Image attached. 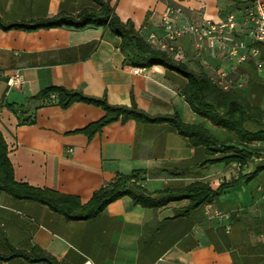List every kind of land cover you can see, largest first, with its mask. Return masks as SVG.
Instances as JSON below:
<instances>
[{
    "label": "crops",
    "instance_id": "obj_1",
    "mask_svg": "<svg viewBox=\"0 0 264 264\" xmlns=\"http://www.w3.org/2000/svg\"><path fill=\"white\" fill-rule=\"evenodd\" d=\"M104 1L122 22H133L147 42L151 35H163L159 19L167 7H181L192 22L202 17L218 22L255 0ZM89 8H94L91 0H0V19L4 25L32 24L73 17ZM119 43L118 37L100 27L0 29V133L16 182L73 196L86 204L118 174L138 173L142 186L155 195L194 183L216 190L264 165V154L242 169L235 163L209 164L222 156L190 147L167 125L116 122L88 139L81 131L104 113L84 103L67 110L42 107L35 112L32 125H19L23 115L3 107L24 106L41 90L62 87L104 98L111 106L134 104L151 117L177 113L184 124L202 126L218 141L237 144L234 136L192 112L181 94L186 83L183 77L161 66L140 68L139 75L133 74ZM175 46L184 55L182 62L200 71L192 38H182ZM202 58L208 71L223 68L228 80L241 81L242 94L249 101H264V65L258 68L253 59L244 64L224 61L208 51ZM16 75L21 76V85L9 87L8 80ZM36 105L30 104L24 117ZM188 206V200H181L146 209L124 197L93 220L69 222L45 206L0 192V255H8L11 248L29 252L37 247L60 264H264V170L250 181L225 189L212 203L183 214ZM0 264L30 263L13 259L0 260Z\"/></svg>",
    "mask_w": 264,
    "mask_h": 264
},
{
    "label": "trees",
    "instance_id": "obj_2",
    "mask_svg": "<svg viewBox=\"0 0 264 264\" xmlns=\"http://www.w3.org/2000/svg\"><path fill=\"white\" fill-rule=\"evenodd\" d=\"M91 1L94 3V8L83 9L73 17L59 16L32 24L12 25H4L0 19V29L30 32L61 27L74 30L100 27L120 39L119 49L127 64L143 69L161 66L183 77L186 83L181 94L192 112L210 122L214 127L234 136L237 144L230 145L218 141L202 126L184 124L177 113L171 116L151 117L137 109L134 104L129 108L111 106L104 98H90L80 92L55 86L41 90L24 106L9 104L3 106L13 114L17 115L19 112L21 116L23 115L19 125H32L35 121V112L42 107L58 106L62 110H67L75 103H84L98 107L104 113L101 120L90 124L81 131L88 139H92L110 124L135 121L142 125H167L185 139L190 147L204 148L210 156L217 154L222 156L219 159L208 161L209 164L235 163L242 169L248 161L262 157L264 148H252L251 145H264V108L253 105L242 93L221 90L210 81L202 68L195 72L186 63L177 61L167 53L148 44L135 29L133 22H122L108 2L104 0ZM261 54L264 58V49ZM32 103H37L32 114L24 117ZM262 170H264V165L258 166L250 175L239 174L236 180L224 183L216 190H212L206 184L194 183L178 190L164 189L155 195L147 192L142 186L138 173L118 174L111 183L96 190L89 202L82 204L76 197L16 182L12 165L8 159L7 144L0 133V192L15 200L31 201L45 206L69 222L93 220L102 215L108 205L124 197L130 198L135 205L146 209H157L171 202L188 200L189 206L183 212L186 214L212 203L225 189L239 184L242 180H252ZM13 259H22L30 264H60L55 258L37 247H33L29 252L11 248L8 255H0V260Z\"/></svg>",
    "mask_w": 264,
    "mask_h": 264
},
{
    "label": "built area",
    "instance_id": "obj_3",
    "mask_svg": "<svg viewBox=\"0 0 264 264\" xmlns=\"http://www.w3.org/2000/svg\"><path fill=\"white\" fill-rule=\"evenodd\" d=\"M159 28L163 35L149 36L148 44L182 62L184 55L178 52L175 44L182 38H192L194 59L210 81L223 91L243 93L244 84L228 80V71L223 68L208 71V64L202 58L204 51L224 61L235 60L237 64H244L253 59L258 68L264 65V61H260V47L264 46V0H255L240 13L230 12L218 22L204 17L192 22L185 18L181 7H167L160 16ZM132 72L139 75L142 70L133 67ZM21 83L19 75L8 80L9 87H18Z\"/></svg>",
    "mask_w": 264,
    "mask_h": 264
},
{
    "label": "rangeland",
    "instance_id": "obj_4",
    "mask_svg": "<svg viewBox=\"0 0 264 264\" xmlns=\"http://www.w3.org/2000/svg\"><path fill=\"white\" fill-rule=\"evenodd\" d=\"M264 49V47H260V52ZM260 61H264L263 55L261 54ZM263 101V100H262ZM257 101V100H252L250 101L253 105L259 106L264 108V101Z\"/></svg>",
    "mask_w": 264,
    "mask_h": 264
}]
</instances>
